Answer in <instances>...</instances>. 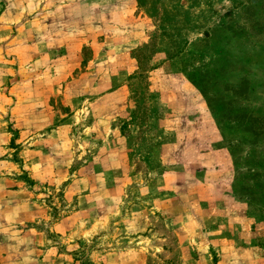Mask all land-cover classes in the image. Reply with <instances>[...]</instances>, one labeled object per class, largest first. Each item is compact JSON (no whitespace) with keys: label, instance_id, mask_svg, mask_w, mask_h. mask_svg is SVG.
Masks as SVG:
<instances>
[{"label":"rangeland","instance_id":"1","mask_svg":"<svg viewBox=\"0 0 264 264\" xmlns=\"http://www.w3.org/2000/svg\"><path fill=\"white\" fill-rule=\"evenodd\" d=\"M140 248L264 264V0H0V264Z\"/></svg>","mask_w":264,"mask_h":264},{"label":"crops","instance_id":"2","mask_svg":"<svg viewBox=\"0 0 264 264\" xmlns=\"http://www.w3.org/2000/svg\"><path fill=\"white\" fill-rule=\"evenodd\" d=\"M176 232H179L178 234L182 237L183 233H180V229H176ZM142 248L139 249V251H134L132 253H108L106 256L102 258V262L104 263H111L112 261H115L117 264H121L122 262H125L127 260V263L130 261L127 259V255H130V257L134 258L138 264H143V260L141 259L142 254H141ZM112 264V263H111Z\"/></svg>","mask_w":264,"mask_h":264}]
</instances>
